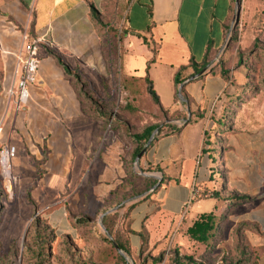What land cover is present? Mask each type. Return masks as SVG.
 <instances>
[{
	"label": "crops",
	"instance_id": "obj_1",
	"mask_svg": "<svg viewBox=\"0 0 264 264\" xmlns=\"http://www.w3.org/2000/svg\"><path fill=\"white\" fill-rule=\"evenodd\" d=\"M101 2L0 0V52L6 73L5 99L9 98L15 80L24 36L44 42L40 51L38 81L28 88L27 106L22 111L12 112V121L6 131L20 137V141L24 138L25 145L35 149V144L46 140L49 154L41 185L59 196L58 203L54 204L55 210L47 215L58 240L75 236L66 203L76 219H101L113 210L111 205H106L108 199L127 176L121 152L113 146L103 151L104 146L96 144L97 133L103 125L99 116L85 113L75 82L66 76L56 57L46 50L53 48L72 72L79 70L90 78L93 74L107 72L102 42L92 15L93 8L97 11ZM139 2L133 4L132 18L129 19L128 14L125 24L127 32L123 40L121 77L133 79L146 88L148 75L162 107L169 112H183V106L177 101L175 76L182 67H189L191 60L201 64L208 55L223 51L227 26L233 15V0ZM215 67L213 60L210 67L198 75H204L202 78L185 84L191 111L187 109V121L193 122L179 134L157 140L140 161L142 170H160L144 176L157 181L162 179L161 186L152 193L117 206L119 209L126 206L121 210L123 214L131 207L126 221L125 246L131 250L132 258H139L142 234L148 235L149 251L156 246L157 250L163 249L164 241L184 221L187 232L201 215L217 208L219 217L224 218L222 224H226L232 212L237 215L236 242L254 250L258 264H264V148L259 149L257 144L243 146L253 153L249 160L251 170L246 173L243 170L245 159L240 158L236 146L230 145L231 150L223 158L221 182V171L209 152V112L212 106L219 108L225 102L231 87ZM191 74L193 70L188 68L184 77ZM163 88L170 90L166 91L167 106L160 91ZM199 111L204 114L202 120L197 118ZM159 113L158 107L157 115ZM93 153L94 158L87 164ZM71 188L73 192L65 197ZM194 190L208 197L194 199ZM214 194H218L219 199H215ZM195 200H213L215 204L212 211L189 221L188 214ZM227 207L229 210H225Z\"/></svg>",
	"mask_w": 264,
	"mask_h": 264
},
{
	"label": "rangeland",
	"instance_id": "obj_2",
	"mask_svg": "<svg viewBox=\"0 0 264 264\" xmlns=\"http://www.w3.org/2000/svg\"><path fill=\"white\" fill-rule=\"evenodd\" d=\"M239 1L241 2L239 25L227 32L226 47L213 59L216 67L228 72L232 82L225 102L219 108L212 106L209 112L211 125L208 136L211 140V143H208L209 152L218 170L221 171L220 176L218 175L221 182L223 158L231 150L230 145L236 146L240 158L245 159L246 165L243 170L246 173L251 170L249 160L253 153L249 152L248 147L243 146L257 144L259 149L264 148V0ZM139 3V0H102L101 5L97 7V13L104 27L97 28V32L102 42L107 72L93 74L92 78L84 76L79 70L73 72L81 77L84 92L92 98L96 106L101 108L104 114L112 117L108 122L98 113L89 112L90 101L80 95L85 113L97 114L103 124L97 133L96 144L103 145V151L113 146L115 150L121 152L123 155L121 162L127 173L123 184L129 181L135 186L142 182L141 178L145 177L148 170L140 169V163L138 164L134 158L137 144L132 136L147 127L160 124L157 117L158 107L154 105L145 88L137 83L133 84L134 94H129L122 88V49L127 32L125 24L128 14L129 19L132 18L133 4ZM234 6L231 25L236 13V3ZM46 50L54 57H59L53 48ZM145 51L148 49L145 48ZM5 82L6 73L0 52V264H35L34 259L39 251L37 222L40 221L42 227L50 226L47 215L55 210L54 204L58 203L59 196L56 197L57 192L51 193L41 185L44 164L49 154L46 140L35 144V149L25 145L24 138L20 141V137L17 138L14 133L6 131L12 121V112L17 110L15 100L10 94L9 98L5 99ZM78 89L80 92L81 85ZM160 91L164 105L167 106L166 91L170 90L163 88ZM181 105L188 113V106ZM13 147L16 154L10 158L6 166L10 171V176H7L2 151ZM149 148L150 146L147 150ZM94 156L95 153L87 164H90ZM72 190L74 189L68 190L65 197L71 195ZM151 191L152 188L149 192ZM214 204L213 200H195L189 211L188 220L192 221L198 215L212 211ZM65 205L70 220L73 221L76 217L70 212L68 203ZM106 205L109 207L108 203ZM225 210H229V207ZM122 212L118 210L107 215L116 214V217L108 221L116 238L119 225L126 214ZM236 216L232 212L226 224L221 225L220 237L209 254L203 255L202 247L189 241L185 232L187 224L184 221L164 241L163 249L157 250L156 246L152 251L148 250L141 254L139 258H132L125 253L126 257H123L113 248L114 237L107 232L104 219L90 218L87 220L91 221V225L74 227V238L65 236L58 240L56 235V241L50 245L51 252H45V255L52 258L49 264H72L70 258H73V264H172L177 254L192 256L201 264H238L242 256L241 248L236 242ZM65 238L72 240L73 246L70 250L62 247Z\"/></svg>",
	"mask_w": 264,
	"mask_h": 264
},
{
	"label": "trees",
	"instance_id": "obj_3",
	"mask_svg": "<svg viewBox=\"0 0 264 264\" xmlns=\"http://www.w3.org/2000/svg\"><path fill=\"white\" fill-rule=\"evenodd\" d=\"M235 3L236 0H233V12L235 10ZM241 4V2H240ZM92 15H93V20L95 23L96 28H102L104 27V23L101 20L100 16L98 15L97 11L93 8L92 10ZM232 19V18H231ZM231 28V20L227 26V32L230 30ZM233 37V36H232ZM234 41V38H232ZM217 54V53H216ZM215 55H208L207 58L205 59V61L201 64H196L194 60L190 61V65L189 67H182L179 72L176 74L175 76V86L177 88V101H179L178 98V89L180 87V85H182L183 83H185L186 81L190 80L191 78L200 75L204 70H206L207 68L210 67V63L213 61ZM57 63L58 65L64 70L66 76L69 79H72L75 82V85L77 87H79L81 85V90H80V95L82 94L84 96V98L88 101H90V106L88 111L91 113H98L104 120H107L108 122L111 121L112 117L109 115H106L102 112L101 108H98L96 106V104L93 102L92 98L86 93L84 92V86L82 85L81 82V77L77 74H74L67 65H65L63 63V61L59 58L56 57ZM191 68L193 70V74L184 77V72L188 69ZM215 70H219L221 77L227 82V84L229 86H232V82L230 80V78L228 77V72L222 70L221 68L215 67ZM215 72V71H213ZM204 75H201L200 78H202ZM145 82H146V91L148 93V95L151 97L153 103L155 106L159 107L160 109V113L159 115H157L158 120L160 121V124H157L155 126H150L147 127L144 131L135 134L132 136L133 141L137 144V148L134 152V158H137V156L143 151V146L146 145L148 143V141L150 140L152 134L159 129V134L157 135V137L155 138V141L153 142V144L159 140L160 138H162L163 136H167V135H176L179 134L183 128L185 127V122L188 119V113L183 111H176V112H169L166 111L160 102V98L157 95L156 91L153 88V84L152 82L149 80V77L147 75V77L145 78ZM139 84L141 86L140 83L135 82L133 79H128V78H124L122 77V88L125 92L129 93V94H134L133 89L134 86L133 84ZM183 96L187 99V95L185 93V89H183ZM191 112V111H190ZM204 117V114H202V112H198L197 114V118L199 120H202ZM193 121L190 120L188 121V124H191ZM187 124V125H188ZM209 143H211V140H208ZM153 144H151L150 148L153 146ZM149 148V149H150ZM159 169H156L155 171L153 170H148L147 173L153 174L155 172H159ZM142 182L136 184L135 185H131V182H127L125 184H123L120 189L118 190V192L113 193L112 194V198L108 201V204L111 205L112 207L115 206H121L124 202L131 200L135 197H141L142 195L146 194L149 192V190L152 188H154L158 181L152 178H146L143 177L141 178ZM150 196L143 198V200L148 199ZM215 199H219V195L218 194H214ZM233 200V199H232ZM242 200V199H241ZM239 200V201H241ZM244 200V199H243ZM242 200V201H243ZM246 201V200H244ZM126 206H123L119 209V211L125 209ZM131 207L127 210L124 218L122 219L121 223H120V227L118 229V237L116 238V235L114 237L110 226L108 224V221L110 219H113L114 217H116V214L110 215V216H105L103 223L104 226L107 230V232L114 237V240H112V244L113 241L117 244V246L128 256L133 257L131 250L126 247V236L128 234V225H127V218H128V213L130 211ZM223 222V219H221L218 215V210L216 208V210L212 213L209 214H204L201 215L194 223L193 225L188 229V231L186 232L187 237L189 239L190 242L197 244L198 246L202 247L203 249V255L205 254H209V251L214 247V243L217 242V240L219 239V235L221 233V224ZM73 224L75 228H79L81 226H86V225H91V221L84 219V218H78V219H74L73 220ZM42 223L40 221L37 222V235H38V243H37V247H38V253L36 255V258L34 259L35 264H49L52 261V258L50 255L46 256L45 252H51V248L50 245H52L55 241H56V234L55 231L49 226L47 225V227H42L41 226ZM142 240H143V245H142V249L140 251V255L144 254L146 251H148L147 245L149 243V238L148 235L146 233L142 234ZM73 244H72V240H70L69 238H65L62 242V247H66L67 250H70L72 248ZM238 247L241 248V256H242V260L238 263V264H258L257 262V256L256 253L253 252L254 250H252L251 248H248L247 246H240L239 242H238ZM113 248L116 250V248L113 245ZM139 255V257H140ZM120 259L122 260V262L124 263L125 261L123 260V258ZM71 263L73 264V258H70ZM80 264H84V263H80ZM172 264H201V263H197L195 261V259L192 256H179L178 254L176 255V257H174V259L172 260Z\"/></svg>",
	"mask_w": 264,
	"mask_h": 264
},
{
	"label": "built area",
	"instance_id": "obj_4",
	"mask_svg": "<svg viewBox=\"0 0 264 264\" xmlns=\"http://www.w3.org/2000/svg\"><path fill=\"white\" fill-rule=\"evenodd\" d=\"M44 42L42 39L29 40L24 36L22 50L17 58L18 65L15 75V81L10 91V96L15 100V108L17 111H22L28 103L29 91L31 85L37 83L38 72L41 64L40 51ZM16 149L6 148L2 151V158L9 159L15 157ZM193 197L206 198L207 194L199 193L194 190Z\"/></svg>",
	"mask_w": 264,
	"mask_h": 264
},
{
	"label": "water",
	"instance_id": "obj_5",
	"mask_svg": "<svg viewBox=\"0 0 264 264\" xmlns=\"http://www.w3.org/2000/svg\"><path fill=\"white\" fill-rule=\"evenodd\" d=\"M240 17H241V4H240V1H239V0H236V13H235V16H234V19H233V23H232V25H231V29H230L231 31L234 30V28H235L236 26L239 25ZM225 47H226V45H225ZM223 50H224V49H223ZM199 77H200V76H195V77L191 78L190 80H188L187 82H185L184 84L180 85L179 90H178V98H179V101H180L181 104H184V105H187V106H188V101H187V99L183 96V89H184V87H185V84L188 83V82H191V81H195V80H197ZM188 110H189V108H188ZM189 112H190V110H189ZM187 124H188V121L185 122V126H186ZM158 134H159V129L156 130V131L152 134V136H151L150 140L148 141L146 147H145V148L143 149V151L137 156V158H136V162H137L138 164L140 163L141 159L143 158V156H144L145 153L147 152V148H148L149 146H151V144L155 141V138L157 137ZM158 181H159V183H158V184L152 189L151 193L154 192L156 189H158V188L161 186L163 180H162V179H158ZM118 209H119V207L114 208L113 210L108 211L107 213H105V215H104L101 219L103 220L105 216L117 212ZM113 245H114V247L116 248L117 252H118L120 255H122L123 257H126L125 254H124V252H123V251L117 246V244H116L114 241H113Z\"/></svg>",
	"mask_w": 264,
	"mask_h": 264
},
{
	"label": "bare ground",
	"instance_id": "obj_6",
	"mask_svg": "<svg viewBox=\"0 0 264 264\" xmlns=\"http://www.w3.org/2000/svg\"><path fill=\"white\" fill-rule=\"evenodd\" d=\"M3 163H4V166L6 168V175L7 176H10V171L6 167L8 165V163H9V159L5 158L4 161H3Z\"/></svg>",
	"mask_w": 264,
	"mask_h": 264
}]
</instances>
